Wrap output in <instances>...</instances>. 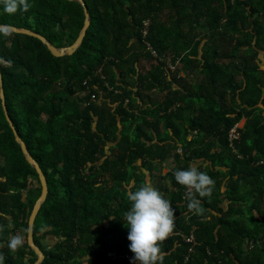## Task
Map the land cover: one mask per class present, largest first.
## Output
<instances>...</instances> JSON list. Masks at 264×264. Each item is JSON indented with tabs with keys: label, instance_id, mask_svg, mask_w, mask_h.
<instances>
[{
	"label": "trees",
	"instance_id": "obj_1",
	"mask_svg": "<svg viewBox=\"0 0 264 264\" xmlns=\"http://www.w3.org/2000/svg\"><path fill=\"white\" fill-rule=\"evenodd\" d=\"M29 3L9 14L0 0V24L57 47L74 43L85 22L78 0ZM85 5L91 23L73 54L55 56L31 34H0L14 127L0 94L4 264L38 258L28 234L42 183L14 129L48 183L33 231L40 264H132L122 215L127 193L145 180L176 210L175 229L161 243L164 264H264V0ZM192 164L215 180L200 214L189 211L188 189L174 177ZM13 235L24 237L15 251Z\"/></svg>",
	"mask_w": 264,
	"mask_h": 264
},
{
	"label": "clouds",
	"instance_id": "obj_2",
	"mask_svg": "<svg viewBox=\"0 0 264 264\" xmlns=\"http://www.w3.org/2000/svg\"><path fill=\"white\" fill-rule=\"evenodd\" d=\"M30 6L29 0H4L3 10L14 14L18 9L26 11ZM11 33L10 25H0V34L8 36ZM128 103L129 99H126L125 104ZM239 123L229 131L231 141L239 138ZM174 177L179 184L188 189L189 211L202 213L200 198L211 196L215 180L195 164L176 169ZM127 198L131 204L123 213L122 219L128 229L129 249L134 253L131 258L132 264H164L166 253L162 251L161 243L170 237L176 226V210L171 200L148 180H145L137 190L129 191ZM188 240L193 241V238L190 237ZM23 244V236L13 235L8 241V248L15 251ZM0 264H4L3 256H0Z\"/></svg>",
	"mask_w": 264,
	"mask_h": 264
},
{
	"label": "water",
	"instance_id": "obj_3",
	"mask_svg": "<svg viewBox=\"0 0 264 264\" xmlns=\"http://www.w3.org/2000/svg\"><path fill=\"white\" fill-rule=\"evenodd\" d=\"M78 1L84 6L85 22H84V26L82 27V30H81L79 36L74 41V43H72L69 46L57 47L54 44H52L43 35H41L39 33H36V32H34L32 30H29V29L17 28L15 26H11L12 30H14L16 32H23V33L31 34V35H34V36L40 38L41 40H43V42L46 43V45L49 47V49L51 50V52L55 56H63V55H66V54H73L80 47V45L82 44L83 39H84V37L86 35L87 29H88V27L90 26V23H91L90 12H89L87 6L85 5V0H78ZM0 25H2V24H0ZM0 87H1L0 88V94H1V98H2V103H3L4 109L6 110V101H5L3 80H2L1 72H0ZM6 115H7V119L9 121V123L13 127V122H12L11 118L9 117V115L7 113V110H6ZM14 131H15V135H16L17 141H19L21 143V146H22V149H23V153H24L26 159L28 160V162L31 165H33L37 169V171L39 173V176H40L41 183H42V193H41L40 197L37 199V201H36V203L34 205V208H33L32 212H31V215H30V219H29V234H28V242H29V244L34 248V250L38 254V258L33 264H40L42 262L43 258H44V253L39 248V246L35 243L34 237H33V231H34V222H35L36 216H37V214L39 212V209L41 208L42 203L45 201V199L47 197V194H48V183H47L46 176H45L41 166L39 165L38 161L35 159V157L27 149V145H26L25 141L18 134L16 129H14Z\"/></svg>",
	"mask_w": 264,
	"mask_h": 264
},
{
	"label": "built area",
	"instance_id": "obj_4",
	"mask_svg": "<svg viewBox=\"0 0 264 264\" xmlns=\"http://www.w3.org/2000/svg\"><path fill=\"white\" fill-rule=\"evenodd\" d=\"M147 32H148V30H144V33H145V35L147 34ZM151 48V50L153 51V53L155 54V56H157V51H155V49L153 48V47H150ZM96 97V94H92L91 95V98L92 99H94Z\"/></svg>",
	"mask_w": 264,
	"mask_h": 264
},
{
	"label": "rangeland",
	"instance_id": "obj_5",
	"mask_svg": "<svg viewBox=\"0 0 264 264\" xmlns=\"http://www.w3.org/2000/svg\"><path fill=\"white\" fill-rule=\"evenodd\" d=\"M245 122H246V119L244 118V119L239 123V126H240V127L244 126ZM170 163L172 164V162H170ZM167 171H168L167 168H164V169H163V173H166Z\"/></svg>",
	"mask_w": 264,
	"mask_h": 264
}]
</instances>
